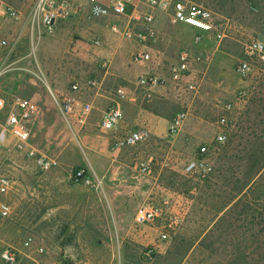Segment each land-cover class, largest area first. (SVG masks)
I'll use <instances>...</instances> for the list:
<instances>
[{
    "label": "rangeland",
    "instance_id": "rangeland-1",
    "mask_svg": "<svg viewBox=\"0 0 264 264\" xmlns=\"http://www.w3.org/2000/svg\"><path fill=\"white\" fill-rule=\"evenodd\" d=\"M38 1L0 0V37L8 41L0 48V97L39 106L27 150L0 144V176L12 181L0 200L13 210L0 230V264H264V61L245 52L264 38V0H190L210 12L218 38L199 42L193 30L159 14L150 26L132 25L156 31L140 44L93 17L87 0H66L73 14L46 30ZM139 50L151 53L141 67L131 63ZM183 52L189 69L176 81L170 68ZM240 60L252 64L249 72L238 71ZM149 71L166 81L140 85ZM75 84L92 112L68 124L53 95ZM228 104L229 137L218 144ZM114 105L122 118L104 131V113ZM142 126L151 133L147 142L121 144ZM204 144L212 172L186 171L202 159ZM39 158L55 164L45 170ZM78 167L91 184L74 180ZM151 207L162 210L160 217L139 223L138 212ZM7 249L15 261L2 259Z\"/></svg>",
    "mask_w": 264,
    "mask_h": 264
},
{
    "label": "built area",
    "instance_id": "built-area-1",
    "mask_svg": "<svg viewBox=\"0 0 264 264\" xmlns=\"http://www.w3.org/2000/svg\"><path fill=\"white\" fill-rule=\"evenodd\" d=\"M90 13L93 17L100 19H116L111 23L110 30L129 40H136L139 44L145 43L156 34L154 28L148 29V33L136 32L132 25H152L156 22L159 14L165 15L172 23L184 25L194 31L195 40L201 42L207 37L218 38L210 12L201 4L190 0H88ZM69 2L57 0H39L36 7V14L39 16L40 24L49 31H52L62 19L71 17L73 14ZM10 17L18 18L17 11L12 7L4 9ZM121 22H125L123 30ZM8 41L0 37V48L7 45ZM245 52L248 56H258L264 61V38L254 39L246 46ZM151 60V53L147 50H139L132 56L131 63L134 66H144ZM252 64L248 60H240L237 69L240 73H247L251 70ZM189 69V57L183 52L178 56L177 62L170 68V78L180 81ZM166 81L161 75L149 71L142 74L138 83L145 87H156ZM89 85H96L90 82ZM82 89L75 84L70 91L58 97L53 95L56 109L63 119L70 124L72 119L85 122L91 112L92 105L81 98ZM225 114L219 119V131L216 133L215 141L218 144H225L228 141L229 113L232 111V104L224 108ZM39 114V106L31 99L22 96H15L11 100L0 97V144L8 145L19 151L27 150L31 140V126ZM184 115H179L171 126L172 132H176L182 122ZM122 118V109L119 105L110 106L104 113L102 128L104 131H113L117 128ZM150 131L146 127H137L130 130L122 139L121 144L128 147H136L148 141ZM210 153L209 146L204 144L199 147L200 160H192L186 166V171L206 176L213 170L203 158ZM29 155H34L33 150H28ZM38 164L45 170L50 169L55 162L51 159L39 158ZM141 170L150 172V165L143 164ZM77 182L91 184L92 178L84 169H78L73 173ZM12 189V181L7 176H0V195H6ZM12 206L6 200H0V230L3 223L12 215ZM162 210L151 207L141 209L136 220L139 223L153 221L160 217ZM166 238V235H163ZM2 259L7 262L15 261L16 255L12 250H5ZM66 264V263H60Z\"/></svg>",
    "mask_w": 264,
    "mask_h": 264
},
{
    "label": "crops",
    "instance_id": "crops-1",
    "mask_svg": "<svg viewBox=\"0 0 264 264\" xmlns=\"http://www.w3.org/2000/svg\"><path fill=\"white\" fill-rule=\"evenodd\" d=\"M87 5H89L88 4V0H87ZM103 20H107V21H110L111 23H113V22H116L117 20L116 19H112V20H109V19H103ZM111 25V24H110ZM184 26V25H183ZM186 27V26H185ZM188 28V27H187ZM4 38V37H3Z\"/></svg>",
    "mask_w": 264,
    "mask_h": 264
},
{
    "label": "trees",
    "instance_id": "trees-1",
    "mask_svg": "<svg viewBox=\"0 0 264 264\" xmlns=\"http://www.w3.org/2000/svg\"><path fill=\"white\" fill-rule=\"evenodd\" d=\"M78 169H80V168H79V167H78V168H76V169H75V171H76V170H78Z\"/></svg>",
    "mask_w": 264,
    "mask_h": 264
}]
</instances>
